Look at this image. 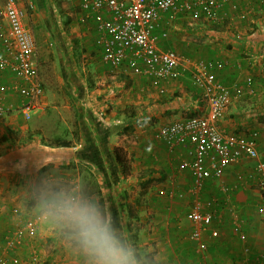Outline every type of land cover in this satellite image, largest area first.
Wrapping results in <instances>:
<instances>
[{"label": "crops", "instance_id": "obj_1", "mask_svg": "<svg viewBox=\"0 0 264 264\" xmlns=\"http://www.w3.org/2000/svg\"><path fill=\"white\" fill-rule=\"evenodd\" d=\"M5 1L0 0V10ZM51 1L15 0L25 9L23 25L36 49L40 45L43 93L25 118L20 108L28 99L17 89L25 81L10 67L1 71L0 81L8 87L0 91V106L6 109L0 117V245L33 215L26 190L53 174L83 181L110 209L116 227L132 235L157 264H264V213L258 212L263 199L255 161L241 158L220 176L207 175L194 193L192 173L182 166L188 158L185 145L168 147L155 137L161 125L205 111L201 89L191 81V65L211 59L220 63L216 79L242 92L224 109L219 129L253 137L264 161V9L258 1L228 0L214 23L163 16L157 30L166 36L158 45L181 59L180 75L165 80L104 62L94 16L81 21L79 0ZM7 29L0 15V54L13 60L14 50L1 37ZM46 43L51 47H41ZM115 148L125 155L126 172ZM194 203L215 215L198 240L189 238ZM230 211L242 223L238 231ZM133 223L136 227L127 231ZM210 229L217 235L211 236ZM55 235L40 222L35 236L16 248L18 264L29 263L35 253L47 264H78L66 260V244H55Z\"/></svg>", "mask_w": 264, "mask_h": 264}, {"label": "built area", "instance_id": "obj_2", "mask_svg": "<svg viewBox=\"0 0 264 264\" xmlns=\"http://www.w3.org/2000/svg\"><path fill=\"white\" fill-rule=\"evenodd\" d=\"M227 1L79 0V8L82 11L81 21L91 15L95 18L104 62L114 67L124 64L128 70L165 80L180 75L181 59L174 50L159 47L158 40L166 36V31L157 30L158 21L163 16L167 21H173L179 15H188L192 20L218 22L219 12ZM257 1L264 9V0ZM0 15L8 23L7 32L1 37L14 50L13 60L0 54V77L1 71L10 67L17 78L25 81L17 89L20 95L28 99L20 108L25 118H28L33 101L43 93L35 40L32 32L23 25L25 9L17 6L15 0H6ZM217 65L220 63L211 59L193 61L191 65V81L201 89V96L206 103L205 111L161 125L156 129L155 137L168 147L185 145L188 158L182 162V166L192 173L194 193L201 188L207 175L218 177L226 167L241 158L254 160L255 182L263 199L258 212L264 213V161L259 159L254 138L222 132L217 125L230 101L242 94L240 88L227 86L216 79L214 70ZM246 81L249 82L250 78ZM7 87L0 81L1 92ZM5 113L6 109L0 106V117ZM13 212H17V209H13ZM230 214L238 231L242 223L234 211H230ZM189 216L193 224L189 234L192 240H198L215 219L214 212L201 211L198 203L192 205ZM38 224L39 221L31 215L5 236L0 245L3 252L0 254V264L20 262L15 250L26 238L35 236ZM210 234L216 236L217 230L210 229ZM248 252V247H245L244 253ZM29 262L47 264L37 254L30 255Z\"/></svg>", "mask_w": 264, "mask_h": 264}, {"label": "clouds", "instance_id": "obj_3", "mask_svg": "<svg viewBox=\"0 0 264 264\" xmlns=\"http://www.w3.org/2000/svg\"><path fill=\"white\" fill-rule=\"evenodd\" d=\"M26 192L36 220L53 230L83 264H150L83 181L49 174Z\"/></svg>", "mask_w": 264, "mask_h": 264}, {"label": "rangeland", "instance_id": "obj_4", "mask_svg": "<svg viewBox=\"0 0 264 264\" xmlns=\"http://www.w3.org/2000/svg\"><path fill=\"white\" fill-rule=\"evenodd\" d=\"M56 1L57 0H52L51 2H53V3H55V4H57L56 3ZM38 46H39V48H40V45H38V43H37V51L39 50V48H38ZM41 47H44V48H47V47H51V46H49V43H46V44H44V45H41ZM37 53H39V52H37ZM49 90H50V88H48V90H47V92H49ZM32 118H33V115H32ZM40 223V222H39ZM136 226L134 225V223L128 228V230L127 231H129V230H131V229H134ZM36 238V237H35ZM60 244V245H65V243H63L62 242V240L58 237V235L56 234L55 235V244ZM61 243H63V244H61ZM66 260H68V261H76L78 264H83V262H82V259L77 255V254H75L67 245H66ZM48 249V248H47ZM141 252V254H145V252H144V250H141L140 251ZM35 254H37V253H35ZM38 255V254H37ZM28 261V259L26 260V262H25V264H31V262H27Z\"/></svg>", "mask_w": 264, "mask_h": 264}, {"label": "trees", "instance_id": "obj_5", "mask_svg": "<svg viewBox=\"0 0 264 264\" xmlns=\"http://www.w3.org/2000/svg\"><path fill=\"white\" fill-rule=\"evenodd\" d=\"M190 115H194V114H188L187 116H190ZM58 145H69V142H66V141H60L57 143ZM114 153H115V158H116V161L121 165V168L123 169V172L127 171V167H128V164H127V161L125 159V155L124 153L122 152V149L121 148H115L114 149ZM128 214L131 215L132 214V211L129 207V211H128ZM30 217V216H29ZM130 238H134L132 237V235H129ZM134 236V235H133ZM150 261V264H157L155 260H153V258H150L149 259Z\"/></svg>", "mask_w": 264, "mask_h": 264}]
</instances>
